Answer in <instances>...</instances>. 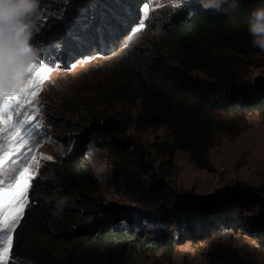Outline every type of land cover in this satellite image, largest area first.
I'll list each match as a JSON object with an SVG mask.
<instances>
[{"label":"trees","instance_id":"trees-1","mask_svg":"<svg viewBox=\"0 0 264 264\" xmlns=\"http://www.w3.org/2000/svg\"><path fill=\"white\" fill-rule=\"evenodd\" d=\"M146 1L72 0L65 10H56L57 20L49 22L33 45L48 54L59 50L63 59L71 60L114 51L140 21ZM240 4L234 13L224 15L205 11L198 0H180L156 20L152 29L158 36L149 47L150 57L132 52L128 76L114 91L122 104L138 101L139 111L133 116L121 106L91 115L94 145L105 149L114 165L112 184L135 208L150 213L154 232L143 236V219L129 203L105 206L103 197L94 194L100 182L84 152L90 133L84 130L73 149L54 150L42 174L32 177L28 204L12 230L10 256L4 264H19L20 256L29 264H125L135 244L162 246L202 239L241 222L232 197L202 198L184 191L174 197V190L155 172L148 148L124 137L132 124L167 125V148L183 150L197 166L212 169L208 149L220 124L218 112L255 109L264 117V76H246L244 57L250 46L247 18L264 0ZM62 197L68 203L57 217L52 213ZM99 206L106 215L97 214Z\"/></svg>","mask_w":264,"mask_h":264},{"label":"rangeland","instance_id":"rangeland-1","mask_svg":"<svg viewBox=\"0 0 264 264\" xmlns=\"http://www.w3.org/2000/svg\"><path fill=\"white\" fill-rule=\"evenodd\" d=\"M71 3L72 0H39V17L32 45L49 22L57 20L56 10H65ZM178 3L180 0H147L141 7L140 21L124 44L114 51L83 54L72 60L63 59L59 50L55 54L38 51L39 60L49 71L43 74L35 96L31 97V106H26L20 117H14L18 121L31 113L33 119L20 129L24 146L0 167V178L5 180L0 187L8 189L13 177L21 171L30 185L32 177L42 174V166L54 158V150L73 149L79 138L84 137L83 131L88 130V148L84 152H87L86 158L100 182L94 194L103 197L107 202L105 206L129 203L112 184L114 165L106 150L94 145L95 133L89 130L92 127L90 118L96 112L111 113L121 106L133 116L139 111L138 101L131 106L125 102L122 104L114 96V91L128 76L129 64L134 61L132 52L140 58L150 57L152 49L149 47L155 44L158 36V30L152 29L156 20L160 18L161 21L162 14H168ZM34 46L39 49L37 44ZM244 57L247 60L246 76L251 79L263 77L264 52L249 46ZM2 61L3 54L0 53V64ZM7 71L6 67L5 88L8 87ZM217 115L220 124L214 129L208 149L212 169L197 166L183 150L167 148V125L139 127L132 124L124 137L148 148L155 172L174 190V197L180 191L192 192L202 198L232 197L241 222L232 228L216 229L202 239H187L162 246L135 244L131 246L125 264H264V117L255 109L240 113L220 111ZM6 136L7 133L0 135V156L9 148ZM12 160L16 163L13 164ZM27 204L28 193L24 209ZM94 204L97 206V202ZM129 205L134 207L132 202ZM97 210L99 216L106 215L102 206ZM137 216L143 219L144 237L149 230L154 232L156 223L149 212L138 209ZM171 220L175 222L173 217ZM176 228V224L172 226V233ZM12 230H0V253H3L0 264L10 256ZM16 260L19 264H29L30 261L23 256L16 257Z\"/></svg>","mask_w":264,"mask_h":264},{"label":"snow or ice","instance_id":"snow-or-ice-1","mask_svg":"<svg viewBox=\"0 0 264 264\" xmlns=\"http://www.w3.org/2000/svg\"><path fill=\"white\" fill-rule=\"evenodd\" d=\"M6 67L8 69L7 88L3 84ZM48 71L49 69L39 60L38 53L26 65H16L10 57L3 56L2 64H0V135L7 133L9 148L4 151V155L0 156V167L24 146L25 140L20 129L24 123L30 122L33 118L31 113H27L18 121L14 117H20L21 111L26 106H31V97L35 96L36 89L44 78L43 74ZM12 163L15 164L16 161L12 160ZM4 183L5 180L0 178V186ZM28 187L29 183L23 171L13 177L8 189L0 187V230L6 231L16 227L17 222L22 218ZM2 256L3 253H0V257Z\"/></svg>","mask_w":264,"mask_h":264},{"label":"clouds","instance_id":"clouds-1","mask_svg":"<svg viewBox=\"0 0 264 264\" xmlns=\"http://www.w3.org/2000/svg\"><path fill=\"white\" fill-rule=\"evenodd\" d=\"M202 9L216 14L229 15L240 8V0H198ZM39 0H0V53L10 57L16 65H26L39 49L32 45L36 28ZM250 46L264 52V5L253 8L247 18ZM67 197L60 198L53 215L59 217Z\"/></svg>","mask_w":264,"mask_h":264}]
</instances>
